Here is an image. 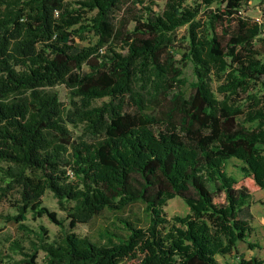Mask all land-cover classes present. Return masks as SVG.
<instances>
[{
    "label": "trees",
    "instance_id": "16d2710c",
    "mask_svg": "<svg viewBox=\"0 0 264 264\" xmlns=\"http://www.w3.org/2000/svg\"><path fill=\"white\" fill-rule=\"evenodd\" d=\"M250 1L0 0V205L13 199L8 219L24 234L29 212L61 228L6 238L9 252L0 238V264H39L41 251L45 264H264L241 251L259 247L249 217L264 189L262 24L243 13ZM48 190L68 224L43 204ZM177 196L189 212L169 217ZM137 202L147 222L119 217L125 233L106 229L105 243L75 231Z\"/></svg>",
    "mask_w": 264,
    "mask_h": 264
},
{
    "label": "rangeland",
    "instance_id": "374dc122",
    "mask_svg": "<svg viewBox=\"0 0 264 264\" xmlns=\"http://www.w3.org/2000/svg\"><path fill=\"white\" fill-rule=\"evenodd\" d=\"M151 1L154 0H146V3L150 4ZM158 3V6H155L156 9H159L163 6L164 0H155ZM200 2L201 0H196ZM186 3L192 6H196L197 3H194V0H186ZM243 13L251 18L258 20L262 24V34L257 40V47L262 54V58L264 59V5L261 4L260 0H251L249 4L244 8ZM88 38H92V35H87ZM90 36V37H89ZM177 47L176 49L180 52L177 57H181L182 53L185 51V47L188 43V28L187 26H183L179 28L177 32ZM79 46H83L87 43L85 40H77ZM184 77L188 80L187 84L183 86L184 91L187 96L191 93V85L190 83L194 80L195 75L193 71L192 63L189 62L188 65L184 69ZM264 79V77H263ZM215 90L217 91L218 83L215 82ZM259 91L261 88H259ZM54 90L59 91L61 99L65 103L70 102V94L69 89L65 85H58L54 88ZM218 94V92H217ZM219 95V94H218ZM221 96V95H220ZM105 100V99H104ZM98 101V103H102V101ZM76 135L82 133L81 128H74ZM241 162L238 159H232L229 161L228 170L231 174L242 177L243 173L241 170ZM43 204L48 206L50 209L56 211L60 218L65 219L66 224H68L67 212L60 206L58 202V198L54 195V193L50 190L46 192L43 196ZM165 210L169 217H173L174 215H185L189 212V207L185 203V201L181 197H175L171 199L168 205L165 207ZM16 213L15 208L13 207V199L5 200L0 205V238L2 240V247L4 250L8 251V242H6V238H26L30 241V239H36L35 233L31 230H39L41 226L46 227L52 237V239L57 238L61 235V228L56 222H54L49 216L45 215L43 217H34L32 212L28 213V219L25 221V224L29 227L28 232H24L20 230L19 224L14 220H9L8 215H14ZM119 217H128L131 219H139L141 223L145 224L147 222V215L145 212V206L143 203L137 202L130 205L127 209L123 211H110L105 210L102 213L98 214L88 223L79 224L75 231L80 235H87L92 240L97 241L99 243H105L106 238L103 236V233L106 229L116 230L121 233H125L122 229L121 224L119 223ZM251 224L254 230L249 237V241L252 243H256L259 247L255 249L249 248L247 243H241V251H243L247 258L252 256H258L259 258H264V189H258L255 191L253 195V204L251 206V217H249ZM29 237V239H28ZM27 245H30V242H27ZM45 253L44 251L40 252L39 256V264H45L44 259ZM21 255H15V259H21ZM221 261H225L226 258L219 257ZM228 261L233 263V259L229 258ZM20 264V263H17ZM124 264H133L132 262H125Z\"/></svg>",
    "mask_w": 264,
    "mask_h": 264
}]
</instances>
